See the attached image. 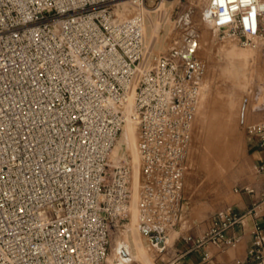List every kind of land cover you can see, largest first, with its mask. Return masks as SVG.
<instances>
[{
	"label": "built area",
	"instance_id": "obj_1",
	"mask_svg": "<svg viewBox=\"0 0 264 264\" xmlns=\"http://www.w3.org/2000/svg\"><path fill=\"white\" fill-rule=\"evenodd\" d=\"M121 1L0 0V264L106 262L129 214L131 168L113 153L130 94L142 228L154 241L181 220L206 65L149 52L142 15L120 18ZM201 19L239 45L264 39V0H207ZM247 131L264 148V114ZM261 207L217 210L194 246L234 245L225 231ZM249 253L264 264L259 226Z\"/></svg>",
	"mask_w": 264,
	"mask_h": 264
},
{
	"label": "rangeland",
	"instance_id": "obj_2",
	"mask_svg": "<svg viewBox=\"0 0 264 264\" xmlns=\"http://www.w3.org/2000/svg\"><path fill=\"white\" fill-rule=\"evenodd\" d=\"M152 1L147 0L143 10L146 49L153 38L151 52L194 55L206 65L185 159L183 213L186 207L194 214L219 210L235 188L247 185L255 174L247 127L264 114V39H256L253 45H239L237 40L221 38L201 19L207 0ZM122 3L129 10L127 17L136 12L134 5ZM121 10L120 5L116 12ZM155 16L160 19L153 27L151 18ZM121 141L126 142V147L122 145L119 157L131 168L126 132ZM133 183L139 197V172L135 178L133 175ZM132 201L133 195L128 217L111 230L104 264L170 263L174 257L171 250L185 218L160 233L159 243L154 242L142 228L137 203L136 216H132ZM128 238L137 240L141 254L126 262L116 246Z\"/></svg>",
	"mask_w": 264,
	"mask_h": 264
},
{
	"label": "crops",
	"instance_id": "obj_3",
	"mask_svg": "<svg viewBox=\"0 0 264 264\" xmlns=\"http://www.w3.org/2000/svg\"><path fill=\"white\" fill-rule=\"evenodd\" d=\"M249 141L254 168L264 165V148L259 146L254 137L250 136ZM262 200H264V172L255 169V174L249 183L235 188L220 209L232 207L234 211L243 213L254 203ZM189 210V207H186L182 214L181 219L185 218V224L182 223L179 228V235L171 250L174 257L168 264H261L250 255L249 251L253 248L256 227L259 226L264 232L263 207L257 214H247L242 223L235 224L225 231V237L236 238L234 245L229 246L215 245L211 242L204 246H194L196 239L212 225L217 210L197 214Z\"/></svg>",
	"mask_w": 264,
	"mask_h": 264
},
{
	"label": "bare ground",
	"instance_id": "obj_4",
	"mask_svg": "<svg viewBox=\"0 0 264 264\" xmlns=\"http://www.w3.org/2000/svg\"><path fill=\"white\" fill-rule=\"evenodd\" d=\"M122 2H127V3L129 2V4L134 5L135 6L134 8H135L136 12H139L142 15V18H143V34H144V14L146 13V12L144 13V11H145L144 10V6L145 5L142 4L139 1H137L136 3H133V2H131L129 0L121 1L120 4L122 6V10L117 13L120 18H126L127 14L129 13V10L127 9V7L125 5H123ZM159 19L160 18L158 16H155V17L151 18V20H152L151 23L153 24V27L158 25ZM155 33H157V32H155ZM259 41L260 40H258V43H259ZM144 42H145V37H144ZM152 42H153V38L150 40V43L147 46L148 47L147 50L149 52H150V45H151ZM132 99H133V94H130L129 98H128V102H129V105H128V116H127V119H126L125 124L123 126V130H122L121 136L118 139V144L116 145L113 154H114L115 158L118 159L119 158V152H120V150L122 148V145H124L126 147V145H125L126 142L124 143L123 141H121L122 136L125 137V132H126V136H127L128 141H129V148L131 149V161H132V165H133V170H132V165H131V191H132L131 195H133L132 216L135 218V216H136L135 204L137 203L138 195L136 193V189H135V186H134V183H133V175H134V178H135L137 176L138 172H139V182H140V170H139V168H140V155H139L138 148H137L136 127H135V124L133 123V121L131 120V117L129 115L130 114L129 113L130 112V106L132 104ZM135 134H136V139H135ZM133 191H134V193H133ZM133 239H130V238L125 239V240L122 241V243H119L116 246V251H118L120 253L121 258L124 261H126V262L130 261L133 258L135 259V258L139 257V254H141V253H139L140 245L137 243V240L135 241ZM161 239H162V236L159 234L155 238L154 242H158L159 243V241Z\"/></svg>",
	"mask_w": 264,
	"mask_h": 264
}]
</instances>
